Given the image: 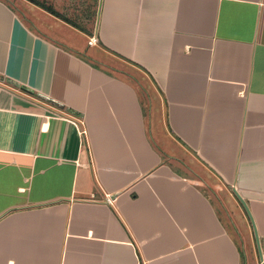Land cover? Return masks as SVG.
<instances>
[{
	"label": "crops",
	"instance_id": "crops-1",
	"mask_svg": "<svg viewBox=\"0 0 264 264\" xmlns=\"http://www.w3.org/2000/svg\"><path fill=\"white\" fill-rule=\"evenodd\" d=\"M21 1L0 0V264H264V0H97L94 30Z\"/></svg>",
	"mask_w": 264,
	"mask_h": 264
},
{
	"label": "rangeland",
	"instance_id": "rangeland-1",
	"mask_svg": "<svg viewBox=\"0 0 264 264\" xmlns=\"http://www.w3.org/2000/svg\"><path fill=\"white\" fill-rule=\"evenodd\" d=\"M28 1H30V0H28ZM39 1H42L45 4L49 5V4H51V2H55V1H59V0H39ZM11 2H13L14 5H16L19 10L26 9V11L29 14H32L33 11H36V8L31 6L30 3H29L30 4V6H29V4L26 5L21 0L20 1L19 0H11ZM30 2H32V1H30ZM60 3H61L62 6H64L67 9L66 13H68V15H70V17L72 19H76V21H80L77 17H81L83 15V17H86V18H84V19H86V21L84 20V22L85 23L87 22V25H89V27L93 26V28H90V29L94 30L96 28V24H97V10H98V2H97V0H60ZM35 6H36V4H35ZM74 10L78 11V14H77L76 17H74L72 15V12ZM37 11L39 12V10H37ZM84 22L81 21L82 24H84ZM79 28L81 29V27H79ZM89 45H90V39L88 38L87 46L89 47ZM92 49H94V51L96 53H100V50H99L98 46L90 48V50H91L90 52H92ZM146 83L149 84V81H146ZM236 237H238V236H236ZM242 246H243V244H242Z\"/></svg>",
	"mask_w": 264,
	"mask_h": 264
},
{
	"label": "water",
	"instance_id": "water-1",
	"mask_svg": "<svg viewBox=\"0 0 264 264\" xmlns=\"http://www.w3.org/2000/svg\"><path fill=\"white\" fill-rule=\"evenodd\" d=\"M237 196L239 197L240 201L242 202L243 206L245 207V209H246V211H247V213H248V215H249V217H250V219H251V221H252V223H253V226H254V229H255V236H256V240H257L258 247H259V251H260V255L262 256L261 245H260V239H259L258 233H257V231H256L255 224H254V220H253V218H252V215H251V213H250V210H249V208H248L246 202H245V201H244V200H243L238 194H237Z\"/></svg>",
	"mask_w": 264,
	"mask_h": 264
},
{
	"label": "trees",
	"instance_id": "trees-1",
	"mask_svg": "<svg viewBox=\"0 0 264 264\" xmlns=\"http://www.w3.org/2000/svg\"><path fill=\"white\" fill-rule=\"evenodd\" d=\"M30 1H32L33 3H35L36 5L44 8V9H46L47 11L61 17V14L58 11H56L52 6L45 4L44 2L39 1V0H30ZM70 23H72V22L70 21Z\"/></svg>",
	"mask_w": 264,
	"mask_h": 264
},
{
	"label": "built area",
	"instance_id": "built-area-1",
	"mask_svg": "<svg viewBox=\"0 0 264 264\" xmlns=\"http://www.w3.org/2000/svg\"><path fill=\"white\" fill-rule=\"evenodd\" d=\"M108 201H111L110 199H108Z\"/></svg>",
	"mask_w": 264,
	"mask_h": 264
}]
</instances>
